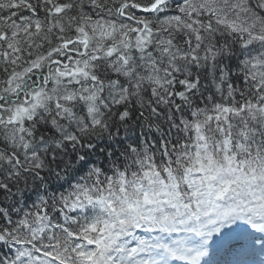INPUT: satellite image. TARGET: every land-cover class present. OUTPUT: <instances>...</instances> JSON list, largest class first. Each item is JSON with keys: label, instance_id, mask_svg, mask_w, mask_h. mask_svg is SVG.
I'll return each instance as SVG.
<instances>
[{"label": "snow or ice", "instance_id": "6c2138e0", "mask_svg": "<svg viewBox=\"0 0 264 264\" xmlns=\"http://www.w3.org/2000/svg\"><path fill=\"white\" fill-rule=\"evenodd\" d=\"M0 264H264V0H0Z\"/></svg>", "mask_w": 264, "mask_h": 264}]
</instances>
